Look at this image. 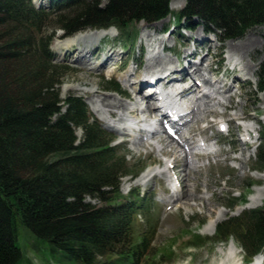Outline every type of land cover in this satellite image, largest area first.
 <instances>
[{
  "label": "trees",
  "instance_id": "obj_1",
  "mask_svg": "<svg viewBox=\"0 0 264 264\" xmlns=\"http://www.w3.org/2000/svg\"><path fill=\"white\" fill-rule=\"evenodd\" d=\"M168 2L50 0L48 7L35 8L31 0H0V264H22L17 222L45 242L54 264L151 263L150 254H143L150 240L137 225L142 197L119 189L120 176L141 168L133 169L125 153L110 145L111 137L81 97L58 98L61 73L45 33L115 25L129 44L135 21L169 13L176 22L197 17L226 37L264 22V0H185L178 11ZM258 74L264 86V63ZM107 82L118 89L115 81ZM261 137L257 162L264 169V130ZM232 198L244 200L245 193ZM232 232L248 254L262 248L264 204L229 216L217 224L215 236L222 240Z\"/></svg>",
  "mask_w": 264,
  "mask_h": 264
},
{
  "label": "rangeland",
  "instance_id": "obj_2",
  "mask_svg": "<svg viewBox=\"0 0 264 264\" xmlns=\"http://www.w3.org/2000/svg\"><path fill=\"white\" fill-rule=\"evenodd\" d=\"M48 1L43 0V5L48 4ZM34 2L37 3L38 0ZM183 4L184 0H169L168 6L175 11ZM187 24L191 26L190 30ZM133 28L136 30L137 39L129 46L115 37L119 33L117 29L115 33H112V29L109 34L103 35L108 32L106 30L90 40V51L85 55L94 54L95 57L91 60L83 58V52L79 55L82 59H76L82 44H74L73 42L80 41L73 40L71 35L66 36L61 31L45 33L46 38L49 37V49L52 53L56 51L57 45L59 49L71 50L69 54L54 55L52 59V63L57 65V70L61 73L58 76L59 82L56 83L58 98L62 99L70 93L81 96L92 116L115 135L111 144L117 145L120 153L126 154L132 168L147 164L135 176H122L120 191L126 195L134 189V193H139L144 199L137 215V223L138 228L145 229V237L150 240L143 251L144 257L150 254V264H237L243 258V250L235 239L230 238L227 243L220 244L211 239L217 222L230 214L236 215L243 209L254 208L262 203L238 205L232 210L227 207L233 202L232 197L238 196L240 192L245 191L248 195L255 191L252 186H264V172L253 171L254 168L258 169L257 145L260 138H251L253 141L250 146L240 140L246 126L257 132L264 126V88L258 87V69L264 63V22L235 37H226L213 27L214 32H206L203 23L196 19L176 23L171 15L153 21H136ZM229 41L238 45V49L232 53L225 46ZM162 46H172L173 51H161ZM207 48L208 54H205ZM102 50L112 53L117 62L124 59L126 67L120 72L113 65L100 69L105 64L102 62ZM193 50L200 52L201 56L205 54L202 63L197 65L202 68L207 80H203L199 74L187 75L186 80H180L178 84L183 85V81L184 84H191L192 98L201 92L207 94L195 101L194 119L182 132L190 137L188 140L194 145L190 149L192 164H188L187 157H183L173 139L162 134L156 135L152 144L139 139V128L146 123L150 112L147 109L151 105L144 107L143 102L138 100L139 97L137 100L129 99L125 90L132 91L131 86L135 85L139 77H146L155 68L158 70L157 67H152L160 58L167 59V63L158 67L173 65L172 68H175L179 59L174 53L183 54ZM189 58L190 62L198 60L197 56ZM112 78L116 80L120 90L109 89L112 84L107 79ZM193 78H198L203 83L201 90L193 84ZM103 97L111 102L114 99L123 102L128 108H110L107 105L113 104H106ZM57 105L61 106L62 101ZM138 105L143 106V111L134 110ZM218 120H229L226 133H220L214 128ZM107 121L117 124L119 129L106 127L104 122ZM75 134L78 141L81 138V129L77 128ZM200 135L206 137L208 147L205 150L196 146V139ZM197 154L202 155L197 157ZM166 160H171L173 167L177 169L168 166ZM142 172L151 174L140 179ZM172 174H182L179 177L182 186L179 192L168 189L172 186ZM247 183H253L248 190L245 189ZM91 201L97 202L95 199ZM251 202L252 200L249 203ZM201 221H204L203 224L196 226ZM192 229L200 233L203 241L201 244L192 242ZM15 242L24 254L22 264H28L24 260L27 257L30 264H48L45 258L51 261L45 242L37 238L27 226L18 222ZM262 253L264 255V249Z\"/></svg>",
  "mask_w": 264,
  "mask_h": 264
},
{
  "label": "bare ground",
  "instance_id": "obj_3",
  "mask_svg": "<svg viewBox=\"0 0 264 264\" xmlns=\"http://www.w3.org/2000/svg\"><path fill=\"white\" fill-rule=\"evenodd\" d=\"M112 29H114L113 27H109V28H101V29H88V30H91L90 32H87V30L84 32L83 31V33H80V32H78L77 34L75 33L74 34V36L72 37L71 36V38L73 39V40H76V41H80L81 43H83V46L79 49V51H78V53H77V55H76V59H82V57L80 58V53L81 52H83L84 53V55H85V53H88L89 51H90V49H89V44L91 43L90 42V40H92L94 37H97V36H99V34L100 33H104L106 30H108V32H106V33H109L110 32V30H112ZM115 32V30L114 31H112V33H114ZM104 35V34H103ZM102 35V36H103ZM101 36V37H102ZM100 37V38H101ZM99 38V39H100ZM98 40V39H97ZM96 41V40H95ZM90 42V43H89ZM59 44V43H58ZM225 46H226V48H227V51L228 52H230L231 51V53L233 52V51H236L237 49H238V45H237V43H235V42H233V41H229L228 43H226L225 44ZM57 47H59V45L57 46ZM241 47V46H240ZM57 49H59V48H57ZM60 49H62L61 51H63V49L64 48H60ZM208 49L209 48H207V51H206V53L205 54H208ZM69 52H71V50L70 51H67V52H65V54H69ZM192 52H196V51H192ZM196 53H198V52H196ZM230 53V54H231ZM235 53V52H234ZM233 53V54H234ZM105 54H110V53H105ZM204 54V55H205ZM204 55L202 56V58H201V60H200V62L198 63V64H200V63H202L201 61L203 60V58H204ZM165 64V63H167V59H163V58H160L159 60H157V62L155 63L156 65H155V67H158V65H162V64ZM169 63V62H168ZM153 66V65H152ZM151 66V67H152ZM149 68V67H148ZM185 71H186V73H187V75L188 74H190L191 73V76H197L196 74H199V76H201L202 78H203V80L205 79V76H204V73H203V70H202V68L199 66V65H197V64H195L194 62L193 63H189V65H188V67H187V69H184ZM169 74H171V75H174V73H168L167 75H169ZM148 75H152L153 77L154 76H157L156 75V72H151V73H149ZM200 80V79H199ZM205 80H207V79H205ZM142 82V81H141ZM203 83H201V85H202ZM190 87H192V85H190V86H186L185 87V89H188V88H190ZM131 89H132V91H130V90H125L128 94H129V99H131V100H133V99H135L137 96H139L140 98H144L145 97V95H144V93H142V91L138 88V82H137V84H135V85H132L131 86ZM125 91H123V93H125ZM126 93V94H127ZM101 98V97H100ZM112 98H114V97H112ZM111 98V99H112ZM103 99H104V97H103ZM102 99V100H103ZM110 100V99H109ZM113 100V99H112ZM104 101L106 102V104L109 102L110 104H113V105H107L108 107H110V108H112V107H118V108H121V109H126V108H128L123 102H120V101H116L115 99H114V102H111V101H108V98H106L105 97V99H104ZM100 102V101H99ZM102 105H103V102H102ZM147 105V106H146ZM106 106V107H107ZM144 107H149V103H148V101H146V103L144 104ZM143 108L141 107V106H137L136 107V109H134V110H137V111H141ZM153 108H152V106L150 107V109H147V110H152ZM155 109V108H154ZM133 109H132V111H134ZM110 112H111V114L112 115H114V116H116V113L113 111V110H110ZM104 121V120H103ZM179 146V145H178ZM177 162H178V160H177ZM150 172H147V173H143V174H141L140 176H139V178L141 179V178H143V176L144 177H147L148 176V174H149ZM138 178V179H139ZM254 188V192H256L255 193V195L253 196V195H250V197H249V200H252V202L250 203V204H254V203H258V202H260L261 200H262V198L264 197V186L263 187H257V186H255V187H253ZM213 224V223H212Z\"/></svg>",
  "mask_w": 264,
  "mask_h": 264
}]
</instances>
